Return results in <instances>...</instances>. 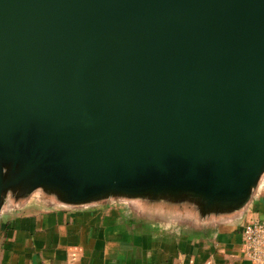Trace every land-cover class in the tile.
I'll return each instance as SVG.
<instances>
[{
	"label": "water",
	"instance_id": "1",
	"mask_svg": "<svg viewBox=\"0 0 264 264\" xmlns=\"http://www.w3.org/2000/svg\"><path fill=\"white\" fill-rule=\"evenodd\" d=\"M264 174V0H0V214L33 194L243 212Z\"/></svg>",
	"mask_w": 264,
	"mask_h": 264
},
{
	"label": "crops",
	"instance_id": "2",
	"mask_svg": "<svg viewBox=\"0 0 264 264\" xmlns=\"http://www.w3.org/2000/svg\"><path fill=\"white\" fill-rule=\"evenodd\" d=\"M261 183L243 212L209 220L138 201L60 205L36 193L0 214V264H254L242 231L264 221V174Z\"/></svg>",
	"mask_w": 264,
	"mask_h": 264
},
{
	"label": "built area",
	"instance_id": "3",
	"mask_svg": "<svg viewBox=\"0 0 264 264\" xmlns=\"http://www.w3.org/2000/svg\"><path fill=\"white\" fill-rule=\"evenodd\" d=\"M246 257L254 264H264V221L248 220L242 231Z\"/></svg>",
	"mask_w": 264,
	"mask_h": 264
}]
</instances>
